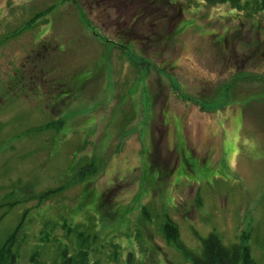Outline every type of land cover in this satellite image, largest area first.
Wrapping results in <instances>:
<instances>
[{"label":"rangeland","instance_id":"1","mask_svg":"<svg viewBox=\"0 0 264 264\" xmlns=\"http://www.w3.org/2000/svg\"><path fill=\"white\" fill-rule=\"evenodd\" d=\"M18 226L16 264H191L210 234L264 264L258 4L0 0V248Z\"/></svg>","mask_w":264,"mask_h":264},{"label":"trees","instance_id":"2","mask_svg":"<svg viewBox=\"0 0 264 264\" xmlns=\"http://www.w3.org/2000/svg\"><path fill=\"white\" fill-rule=\"evenodd\" d=\"M206 4L216 5L230 3L233 7H237L238 4L245 0H204ZM247 1V0H246ZM255 1L261 11H264V0ZM48 194H45V196ZM19 229L4 242L0 248V264H16V255L13 252L12 246L15 235ZM164 233L170 241H176L177 231L170 222L164 225ZM202 248L199 255L188 254L191 264H254L247 247L239 244H234L230 247L222 245L220 239L215 234L208 235L207 238L201 241ZM87 255L80 253L77 259H73L67 255V251H63L62 260L59 263L54 264H85L87 261ZM29 264H45L40 261L37 255L33 254L29 257Z\"/></svg>","mask_w":264,"mask_h":264},{"label":"flooded vegetation","instance_id":"3","mask_svg":"<svg viewBox=\"0 0 264 264\" xmlns=\"http://www.w3.org/2000/svg\"><path fill=\"white\" fill-rule=\"evenodd\" d=\"M132 34H133V38H134V39L131 38V39L134 40L133 46H142V45L144 46L145 44H148L147 41H146V39H144V40H140V39L137 40V39L134 37V35L137 36V35L139 34L138 32H136V30H135L134 32H132L131 35H132ZM116 35L119 36V33H118V34L116 33Z\"/></svg>","mask_w":264,"mask_h":264}]
</instances>
